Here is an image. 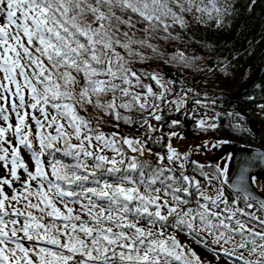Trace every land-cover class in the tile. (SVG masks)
<instances>
[{
  "label": "snow or ice",
  "instance_id": "1",
  "mask_svg": "<svg viewBox=\"0 0 264 264\" xmlns=\"http://www.w3.org/2000/svg\"><path fill=\"white\" fill-rule=\"evenodd\" d=\"M202 3L0 0V163L7 173L0 177V264H201L177 231L209 252L235 255L233 264H264V200L249 191L257 176L264 179V154L261 164L245 163L230 199L223 190L227 169L217 167L225 179L213 195L187 174V154L181 156L171 138L166 156L146 148L147 141L163 139L151 136L158 129L149 117L161 121V105L179 111L187 101L179 93L168 99L171 81L133 70L132 58L145 59L140 49L157 51L133 30L139 23L147 25L144 33H168L169 19L186 26L183 13L219 12L217 0L211 9ZM89 105L145 132L105 133L99 120L93 124L81 114ZM133 112L142 115L128 114ZM179 123L172 120L170 126ZM206 125L219 126L198 121L201 129ZM61 143L63 149L57 147ZM21 148L31 153L34 170ZM60 151L74 163L50 160L49 174L42 157ZM203 167L196 164L209 185L219 179L209 178Z\"/></svg>",
  "mask_w": 264,
  "mask_h": 264
},
{
  "label": "trees",
  "instance_id": "2",
  "mask_svg": "<svg viewBox=\"0 0 264 264\" xmlns=\"http://www.w3.org/2000/svg\"><path fill=\"white\" fill-rule=\"evenodd\" d=\"M197 3H200V0H197ZM200 6H208L211 9V0H203ZM217 8L219 12L212 11L211 15L196 11L183 13L185 27L172 24L171 19L167 20V23L172 25L168 33L161 29L144 33L143 28L147 25L139 23L133 30L137 39L149 38L150 43L157 49L155 52L150 48L140 49L145 59L132 58L133 70L138 74L142 72L158 74L165 81H171L168 87L172 91L168 99H177L176 94L179 93L187 101L179 111L175 106L163 105L164 111L160 113L163 117L161 121H155L149 117V122L158 129L151 133L153 139L163 136L159 144L147 141L146 148L150 147L153 154L159 153L166 156L169 138L173 147L175 143L181 145L180 139L190 143V155L198 151V148L204 149L205 143L210 140L226 141L225 144L237 147H259L260 141L264 143V72L253 87L239 96L241 111L236 109L237 105H232L231 99L234 92L243 88L253 78L256 68H264V0H217ZM117 14L121 15V13ZM123 15L127 18V14ZM133 21H136L135 16ZM125 30L127 29L121 28V32ZM120 51L123 54V50ZM180 53L183 54V60L179 59ZM174 56L177 59H173ZM142 80L145 84H151L154 91L161 90L154 80L148 77H142ZM196 101L207 103L210 111L216 115V119L208 125L215 123L219 125L218 127L210 128L206 125L205 129H201L198 126V120L191 115L194 106L199 104ZM243 112L248 113L257 122L260 138L249 130V123L241 114ZM81 114L93 124L99 120L100 128L105 133L118 132L122 136H138L145 132V129L140 128L138 124L129 125L123 121H116L107 113L91 105L81 109ZM128 114L134 117L142 115L137 112ZM172 120H178L180 123L170 126ZM236 125H239V129ZM172 132L179 133L180 136H171ZM75 142L73 140V143ZM57 147L63 149L64 145L61 143ZM21 151L35 167V160L31 153L24 148H21ZM42 160L49 174L51 173L48 165L50 160L74 163V160L65 156L62 151L55 152L54 156L46 155L42 157ZM187 161V174L195 176L207 186L208 181L196 170L194 161L189 158ZM203 171L209 175L214 172L220 175L214 167L211 170L203 168ZM6 175V170L0 163V176ZM8 178L11 179L10 176ZM14 187L20 188L21 185L19 182H14ZM223 189L225 196L231 199L233 193L225 184ZM4 190L11 195L7 185L4 186ZM241 206H243L242 196ZM252 210L255 211V209ZM252 210L248 209V211ZM168 231L173 230L168 229ZM176 234L186 236L199 246L201 245L186 232L177 231Z\"/></svg>",
  "mask_w": 264,
  "mask_h": 264
},
{
  "label": "rangeland",
  "instance_id": "3",
  "mask_svg": "<svg viewBox=\"0 0 264 264\" xmlns=\"http://www.w3.org/2000/svg\"><path fill=\"white\" fill-rule=\"evenodd\" d=\"M161 107L163 108V105H161ZM191 115L195 119H197L198 121L201 119H204L207 122V124L210 123L212 120L216 119V115L210 111L206 102L196 104L191 111ZM221 142L222 141L210 140V141L205 143L204 149L198 148V151H196V152H194V154L190 155V149H189L190 143L185 142V141L180 139L179 143H181V145H180V148L177 149V151L181 154V156H183L184 154H187V158L193 159V161L196 162V164L203 165L204 166L203 168H209L211 170V168L214 167L217 170V167H219V169L221 171L224 169H227V177H228V172H229L230 165H231V156H232L231 154L227 155L219 163L217 162L215 164H213V163L209 164L208 162H206V157L208 159H212V158L217 157L218 153L221 151V149L225 145V143H221ZM174 148H176V147H174ZM146 155H147V152H146ZM27 166H30L29 162H27ZM218 173H220V172L218 171ZM213 175L218 176L219 179L212 178ZM209 178H212L211 184L210 185L207 184L206 187L208 188L209 193L214 195L215 194L214 189L221 187V182L225 179V177L218 175V174H216V172H214V174L212 173L211 175H209ZM224 184L226 185V183H224ZM255 184L257 185L256 187L259 190V192L264 196L263 184L259 181L255 182ZM226 187H227V185H226ZM249 210H252V209H249ZM256 214L261 215L260 212H257ZM176 238L180 241V243L182 245H185L187 247L189 246L192 248L191 249L188 247L189 249L195 250L198 253L197 255L200 257L201 264H232V262H230L229 259H226L227 257H223L222 255L221 256H218V255L212 256L209 252H204L199 247L194 245L193 241L187 239V237H185L183 235L176 234ZM232 256H234V255H232Z\"/></svg>",
  "mask_w": 264,
  "mask_h": 264
},
{
  "label": "water",
  "instance_id": "4",
  "mask_svg": "<svg viewBox=\"0 0 264 264\" xmlns=\"http://www.w3.org/2000/svg\"><path fill=\"white\" fill-rule=\"evenodd\" d=\"M264 72V68H256L255 73L253 78L240 90L234 92L232 94V103H236L238 105V110L241 111L242 105L238 102L239 96L246 92L248 89L253 87L257 81L260 79ZM249 122V130L260 138V130L258 129V124L254 120L253 117H251L248 113H241ZM232 155L231 156V168L228 173L227 177V187L229 190L235 194H237V190L235 185L237 184V178L239 176V173L241 169L245 166L246 162H250L255 160L257 164H261V161L259 160V157L261 154H264V143L260 141V146L259 147H237L232 144H226L223 146L221 151L218 153L217 157L208 159L206 157V160L208 162L212 163H217L218 161L222 160L225 158L227 155ZM257 180L262 182L264 184V179H262L260 176H257ZM249 191L253 197H255L257 200H264V196L257 190V188L254 186L249 188ZM243 196V194H240Z\"/></svg>",
  "mask_w": 264,
  "mask_h": 264
}]
</instances>
